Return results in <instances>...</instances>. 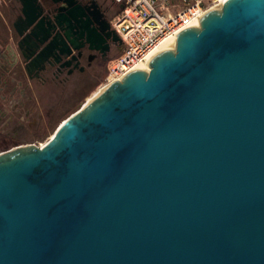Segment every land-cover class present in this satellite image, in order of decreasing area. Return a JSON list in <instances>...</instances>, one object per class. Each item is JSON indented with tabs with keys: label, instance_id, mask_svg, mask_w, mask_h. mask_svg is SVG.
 Listing matches in <instances>:
<instances>
[{
	"label": "water",
	"instance_id": "obj_1",
	"mask_svg": "<svg viewBox=\"0 0 264 264\" xmlns=\"http://www.w3.org/2000/svg\"><path fill=\"white\" fill-rule=\"evenodd\" d=\"M21 12L30 72L63 50ZM79 14L56 23L97 48ZM147 65L0 151V264H264V0L223 1Z\"/></svg>",
	"mask_w": 264,
	"mask_h": 264
},
{
	"label": "rangeland",
	"instance_id": "obj_2",
	"mask_svg": "<svg viewBox=\"0 0 264 264\" xmlns=\"http://www.w3.org/2000/svg\"><path fill=\"white\" fill-rule=\"evenodd\" d=\"M98 2L111 23L120 10L119 5L109 0ZM182 5L183 0H170L169 8L176 10ZM7 7L8 0H0V151L16 145L44 142L61 119L86 102L96 89L103 87L107 72L105 68L101 77L85 73L68 81L50 78L41 84L29 79L16 59L14 44L9 38L7 24L11 11L7 12ZM53 124L54 128L49 131ZM44 128L48 129V135L36 139ZM13 141L18 144H11Z\"/></svg>",
	"mask_w": 264,
	"mask_h": 264
},
{
	"label": "flooded vegetation",
	"instance_id": "obj_3",
	"mask_svg": "<svg viewBox=\"0 0 264 264\" xmlns=\"http://www.w3.org/2000/svg\"><path fill=\"white\" fill-rule=\"evenodd\" d=\"M36 3L41 9L39 18H42L43 25L46 27L50 26L49 35L39 45V48L47 44L52 38H55L57 46L62 48L63 53H59L57 50L50 51L38 68L28 72L26 64L29 59L25 57L28 54V50L25 48V43L21 41L22 35L18 34L14 26L15 22H20L23 18L21 0H8L7 12L11 11L9 24H7L9 38L13 41L16 59L21 62L27 77L41 84L50 78L68 81L71 77L85 73L100 77L104 75L109 61L122 52L123 44L121 40H114L112 34L106 37V32L112 27L106 17L105 10L98 0H36ZM60 7L64 8L60 9ZM71 9L76 10V12H79V10L83 12V15H78L81 21H84L86 16H88L91 20L88 26L94 27L100 36L105 38L102 42H95L98 45L97 48L90 49L87 43H84L77 50L72 48L64 34V28H61V26L66 27L68 23H71L74 24V28L70 30L76 29L74 21L68 15V11ZM59 13L65 16L63 19L60 17L61 26L56 23L55 17ZM99 13L100 15H98ZM4 24H6L5 21Z\"/></svg>",
	"mask_w": 264,
	"mask_h": 264
},
{
	"label": "built area",
	"instance_id": "obj_4",
	"mask_svg": "<svg viewBox=\"0 0 264 264\" xmlns=\"http://www.w3.org/2000/svg\"><path fill=\"white\" fill-rule=\"evenodd\" d=\"M119 5L111 27L123 44L122 52L111 59L104 77L105 85L148 63L151 52L164 39H176L181 30L197 26L202 15L225 0H183L171 10L170 0H109ZM152 55V56H151Z\"/></svg>",
	"mask_w": 264,
	"mask_h": 264
},
{
	"label": "bare ground",
	"instance_id": "obj_5",
	"mask_svg": "<svg viewBox=\"0 0 264 264\" xmlns=\"http://www.w3.org/2000/svg\"><path fill=\"white\" fill-rule=\"evenodd\" d=\"M175 46V40H172V39H170V38H168V39H164L161 43H160V45H159V47L158 48H156L155 50H153L152 52H151V54L152 55H154V54H156L158 51H160V50H162V49H165V48H173ZM151 55V56H152ZM137 68H139V69H144V70H148L149 68H148V65H147V63H141V64H139L138 65V67ZM102 86H100L98 89H96L93 93H91L88 97H87V99H86V101H89L92 97H94L95 95H97L104 87H106V85L104 84L103 85V87L101 88ZM101 88V89H100Z\"/></svg>",
	"mask_w": 264,
	"mask_h": 264
},
{
	"label": "trees",
	"instance_id": "obj_6",
	"mask_svg": "<svg viewBox=\"0 0 264 264\" xmlns=\"http://www.w3.org/2000/svg\"><path fill=\"white\" fill-rule=\"evenodd\" d=\"M55 125H56V123H55ZM55 125L53 124V126L50 127L49 131H51L54 128ZM49 131H48L47 128H44V131L36 139H42V138H44L45 136L48 135ZM11 144H18V142L13 141Z\"/></svg>",
	"mask_w": 264,
	"mask_h": 264
}]
</instances>
